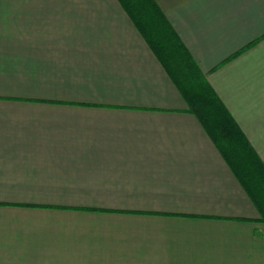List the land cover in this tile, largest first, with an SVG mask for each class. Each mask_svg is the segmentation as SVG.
<instances>
[{"label": "crops", "instance_id": "1", "mask_svg": "<svg viewBox=\"0 0 264 264\" xmlns=\"http://www.w3.org/2000/svg\"><path fill=\"white\" fill-rule=\"evenodd\" d=\"M264 163V0H156ZM0 264H264V222L119 0H0Z\"/></svg>", "mask_w": 264, "mask_h": 264}, {"label": "trees", "instance_id": "2", "mask_svg": "<svg viewBox=\"0 0 264 264\" xmlns=\"http://www.w3.org/2000/svg\"><path fill=\"white\" fill-rule=\"evenodd\" d=\"M264 222V163L156 0H119Z\"/></svg>", "mask_w": 264, "mask_h": 264}]
</instances>
